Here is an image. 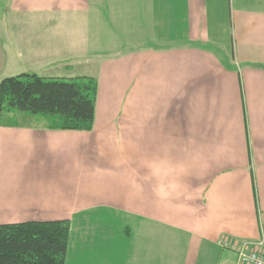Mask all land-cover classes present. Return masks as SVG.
<instances>
[{
	"label": "crops",
	"instance_id": "1",
	"mask_svg": "<svg viewBox=\"0 0 264 264\" xmlns=\"http://www.w3.org/2000/svg\"><path fill=\"white\" fill-rule=\"evenodd\" d=\"M14 3L46 16L7 24L29 23L1 64L98 89L91 131L0 123V224L75 220L76 264H244L232 246L264 242V0H229L227 24L223 0Z\"/></svg>",
	"mask_w": 264,
	"mask_h": 264
},
{
	"label": "trees",
	"instance_id": "2",
	"mask_svg": "<svg viewBox=\"0 0 264 264\" xmlns=\"http://www.w3.org/2000/svg\"><path fill=\"white\" fill-rule=\"evenodd\" d=\"M97 89V79L87 76L5 77L0 80V123L10 114H23L48 130L91 131ZM69 235L68 219L0 224V264H64Z\"/></svg>",
	"mask_w": 264,
	"mask_h": 264
},
{
	"label": "rangeland",
	"instance_id": "3",
	"mask_svg": "<svg viewBox=\"0 0 264 264\" xmlns=\"http://www.w3.org/2000/svg\"><path fill=\"white\" fill-rule=\"evenodd\" d=\"M222 5H223V11L221 12L220 16H223V20H224L225 24H227L228 23V16H229V7H230L229 0H223ZM30 8H31L30 5H25V4H22V3L15 4L14 0H0V50H2V48L7 50V47H8L7 46L8 39L4 38V34H8L9 35V33H13L14 30H18L17 28H22L25 25H27V23H28V22H25L23 20V22H21L22 25H20L19 23H17V25L13 24V25H11L12 27L10 28V31H9V26L7 24L11 23L13 21L12 19H14V17H17V16H46V14L41 13L38 10H34V8H31V9ZM84 16H91V13H88V14H86ZM103 16H104V20H106V6H103ZM82 23H83V28H80L79 30H81V31H85V30L86 31L87 30L90 31L91 28L94 29L93 28V23H91V21L87 20L86 22H82ZM102 27L103 26L97 25V29L98 30L96 29V31H98V34H97V37H95L96 40H95L94 44L98 45L100 51H106V49L113 48L115 46H114L113 42L110 45V38L106 37V32H105L106 30H103ZM37 28H40L39 25L37 26ZM104 29H106V26H104ZM101 34H102V36H101ZM86 39H88L90 41L89 36ZM22 40L23 41L27 40L25 35H23ZM108 45H110V47H107ZM102 58H103V55H100L99 56V60L102 59ZM23 63L24 62L21 61L19 63L21 69L16 70V68L11 67L10 65H3L0 62V80L5 78V77L18 75V74H21V73H27V71L25 70L26 67L22 68V67H24ZM72 66H73V70H72L71 74L75 75V76L79 75V73H80L79 71H81V70L77 68V64H72ZM54 72L56 73V71H54ZM40 75H41V72H40ZM57 75L60 76V78L68 79L67 76H69V73H67L66 71H63V70H59V71H57ZM6 114L7 113H3L2 119L4 118V116ZM91 216H94V214H92ZM75 224H76V221L73 220V223L71 224V229H70V232H71V236L70 237L71 238H69L70 239L69 246H68L69 250L67 251L68 254L66 256L65 264H76V262H75V250H74L73 243L76 241L75 237L78 235V233H75L76 232L75 231ZM118 224L122 225L121 222L119 223V221H117V223L115 225H118ZM114 228H115V226H114ZM114 228L111 229L112 230V234L115 231ZM120 228L123 231V226H120ZM170 237H171V235H169V234H167L166 236H163V238L166 239V240L170 239ZM111 239H112L113 245L117 244L116 240H114L113 237H111ZM118 240H120V244L117 245V248H119L120 251L122 252V250H123L122 247H121L122 239H118ZM169 243H167V246H166L167 249L171 248L173 253L177 257L183 253L184 248H185V244H183V243H181V244L180 243L169 244ZM114 249H115V247H114Z\"/></svg>",
	"mask_w": 264,
	"mask_h": 264
},
{
	"label": "built area",
	"instance_id": "4",
	"mask_svg": "<svg viewBox=\"0 0 264 264\" xmlns=\"http://www.w3.org/2000/svg\"><path fill=\"white\" fill-rule=\"evenodd\" d=\"M232 250L239 262L244 264H264V242L262 240L252 244V247L247 245L238 248L232 246Z\"/></svg>",
	"mask_w": 264,
	"mask_h": 264
}]
</instances>
